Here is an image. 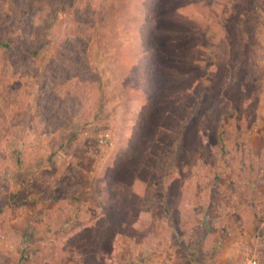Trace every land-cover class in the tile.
Masks as SVG:
<instances>
[{
  "label": "rangeland",
  "instance_id": "obj_1",
  "mask_svg": "<svg viewBox=\"0 0 264 264\" xmlns=\"http://www.w3.org/2000/svg\"><path fill=\"white\" fill-rule=\"evenodd\" d=\"M253 258L264 0H0V264Z\"/></svg>",
  "mask_w": 264,
  "mask_h": 264
},
{
  "label": "built area",
  "instance_id": "obj_2",
  "mask_svg": "<svg viewBox=\"0 0 264 264\" xmlns=\"http://www.w3.org/2000/svg\"><path fill=\"white\" fill-rule=\"evenodd\" d=\"M99 141L103 142L104 139L101 138V139H99ZM247 264H258V263H257V260L253 258V259L249 260Z\"/></svg>",
  "mask_w": 264,
  "mask_h": 264
}]
</instances>
